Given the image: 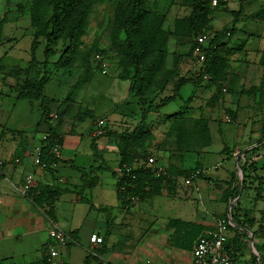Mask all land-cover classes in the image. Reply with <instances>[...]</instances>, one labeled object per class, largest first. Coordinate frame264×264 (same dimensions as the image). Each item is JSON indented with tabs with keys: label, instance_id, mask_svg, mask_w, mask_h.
<instances>
[{
	"label": "crops",
	"instance_id": "1",
	"mask_svg": "<svg viewBox=\"0 0 264 264\" xmlns=\"http://www.w3.org/2000/svg\"><path fill=\"white\" fill-rule=\"evenodd\" d=\"M220 3V6H225V13H229L231 18L213 11L211 19L213 30L230 26L232 11L240 4L242 6L238 21L235 23L234 34L224 39L227 50L222 54L228 63L225 69L226 77L218 83L204 79L197 87L191 85L192 89L185 98L172 100L177 101V108L166 112L160 109L154 113L161 117L179 113L192 119L199 117L208 119L210 144L200 149L203 164H199L203 174L192 178L190 183H185L184 180L190 178L192 174L190 171L198 164L197 152L195 150L169 152L158 147L163 134L152 131L154 136L152 146H137L135 148L137 156L133 165L145 166L146 158L152 156L153 166L160 167L161 173H164L168 164L175 165L180 172L172 185L163 183L159 193L141 199L135 198L128 208L121 207L116 183L121 152L124 149L129 151V145L121 137L98 136L94 131L97 120L103 119L106 115L107 121L104 122V126L113 131H124L125 129L120 128L124 125L123 122H133L128 129L136 124L140 117V106L136 97L129 93V80L120 78L127 81L128 89V94L122 102L116 103L118 106H111L105 114L99 115L95 114L92 106L88 107L83 104L84 101L81 102L85 90H82L83 94H79L71 103L64 100L66 93L59 98L46 95L44 88L57 73L51 64L47 65L45 70L48 71L49 80L43 87V93L52 99L50 121L61 139L57 150L59 162L52 165L51 173L35 162L36 152L45 133L36 129L41 114L38 101L18 97L15 89L16 82L44 69L42 44L40 43L34 51V62L31 63L30 42L33 27L29 23L27 11L15 22L3 24L1 29L3 40L0 47L5 44V48L0 50V110H5L1 109L5 97L2 95H9L3 94L1 90L3 87L8 88L10 94L13 93L14 100L8 114L11 128L6 127L5 115L0 113V264L43 262L45 248L51 242L48 231L53 224L67 232L70 240L59 247V256L52 264H85L87 259L88 264H131L135 261H149L151 264H193L191 250L195 239H191L190 234H187V227L176 229L179 225L173 222L198 225L201 227L200 235L204 230L212 229L220 217L230 214L236 191V186L231 180L232 175H235L237 157L230 156L234 153L231 151L227 156L229 165L224 169H218L217 166L216 171H208L204 160L212 154H224L226 147L232 149L243 146L244 141L241 137L244 130L238 129L235 119L231 126L222 129L221 121L229 120L227 115L224 116V112L229 111L230 117L235 118L236 115H241L238 113L240 108L245 110L255 108V103L252 105V98L247 95L252 87L261 86L264 89V69L261 65L259 69L257 64L260 54L264 52V29L261 28L260 31L255 25V21L264 20V8H260L264 6V0H222ZM222 19L225 20V24L221 23ZM244 19H251V24L242 22ZM10 25L12 39L5 40L4 35H8ZM23 39L26 42L23 46V55L10 60L11 52L20 49L18 46ZM5 58L8 61H5ZM109 62L103 58V64L108 69ZM13 66H18L19 71L10 72L9 68ZM115 74L113 73L117 77ZM187 84L190 83L185 85ZM214 94L217 100L210 108L203 103L201 97L207 98ZM127 98L129 103L121 105ZM21 101H25L26 110L36 109L34 118L26 120L24 115L12 113L17 109L16 104ZM207 110L211 111L212 116L206 114ZM244 123L241 124L242 127ZM155 124L160 127L165 125L166 121L159 118ZM211 126L214 132L217 131L215 128L220 127L224 137L226 135L228 138L216 134L215 137L212 136ZM92 140L99 156L94 154ZM214 142L217 145L212 147ZM238 142L241 144L237 145ZM53 151L55 153L54 148ZM71 164L84 171L93 168L90 176H97V183L79 192L82 183L81 171L73 168ZM99 166H108L109 169H97ZM27 177L32 181L29 190L38 184L52 185L59 188L58 196L51 204L37 205L32 200L29 190L27 192L22 190ZM82 196L87 198L92 206L84 201ZM242 208L248 211L247 207ZM98 217H103V220H98ZM132 226L138 229L134 236L130 232ZM256 227L257 223L252 226V230ZM243 231L247 234L246 239H243L244 247L233 251L232 243H229V248L235 255L231 261L233 264H246V260L251 258L256 264L257 260L254 257L258 253L253 243L259 245L262 240L252 238L251 229L243 228ZM91 234L101 236L102 243H90ZM228 234L231 239L234 232L229 231ZM171 236L175 237L178 245L171 241ZM250 247L252 254L248 253Z\"/></svg>",
	"mask_w": 264,
	"mask_h": 264
},
{
	"label": "trees",
	"instance_id": "2",
	"mask_svg": "<svg viewBox=\"0 0 264 264\" xmlns=\"http://www.w3.org/2000/svg\"><path fill=\"white\" fill-rule=\"evenodd\" d=\"M218 1V3L222 2V0ZM92 2L93 0H31L29 6L30 24L33 27L30 61L31 63L34 62V51L41 43L44 69L38 71L37 74L25 76L21 81L16 82L15 89L18 97H26L38 101L41 114L36 129L45 132L44 138L41 139L39 161L51 173L53 172L52 165L59 162V157L54 153L53 148L56 145L60 146L61 139L50 121L52 99L43 93V87L49 80V74L45 68L48 64H51L55 69L67 68L72 65L77 46L80 43L79 37L84 31L86 17ZM146 4L147 0H126L116 11L114 22V32L123 34L119 55V78L129 80V93L136 97L140 106V117L131 129L117 132L103 126L104 132L102 135L121 137L129 145V151L124 149L121 152L116 183L117 196L121 207L124 208L130 207L135 198L141 199L159 193L163 183L166 182L170 186L179 175L180 169L173 164H168L164 173L160 174H156L150 167L144 165L134 166L133 161L137 156L135 148L137 146H147L152 142L154 136L149 131V115L158 112L172 100L181 98L180 91L186 83L197 87L204 80V75L209 80L211 79L213 83H218L226 77L225 69L228 67V63L222 54V52L227 50L224 39L230 38L234 34L236 30L235 23L238 21L242 11L240 4L236 10L232 11L233 17L230 26H223L219 30L212 31L210 39L203 45L204 57L198 73L193 77L179 76L173 83L170 93L161 96L160 94L166 89V85L169 82L168 75L171 73V71L165 69L168 36L170 34L192 36L194 37V44L196 35L206 28H210L208 22L212 8L210 7V0H191L189 14L181 19H176L173 31H165L162 29L164 16L156 11L147 10ZM260 8L263 9L264 6ZM1 29L0 27V39ZM39 36L40 38H38ZM60 40L63 42L67 40L68 43L62 51L56 53L54 45ZM92 48L94 50L93 54L98 51L102 53V50L95 45ZM49 58H51V61L48 62ZM258 63L264 69V52L260 54ZM90 73L91 66L87 53L82 66V74L68 90L64 100L69 99L72 90L77 84L88 81ZM156 96L159 97L157 102L154 100ZM216 98L217 96L214 99ZM177 117L182 118V115L177 113ZM192 120V133L188 139L185 138V133L182 129L177 133L178 142L183 145L181 146L183 151L194 150L193 145L199 144L203 147L210 144L208 119L199 117ZM173 123L175 127H178L181 122L175 120ZM262 136L264 141V135ZM91 146L94 154L99 156L94 140H92ZM259 149L260 146H253L246 150V153ZM255 162L251 161L252 164H255ZM263 164L264 157L262 158V167ZM71 166L81 171L80 179L82 183L79 192L97 183L98 177L90 176V173L94 171L93 168H90L89 171H84L72 164ZM97 169L107 170L109 167L99 166ZM195 169H201L199 163L190 173ZM242 169L244 170V168ZM186 173L189 172L187 171ZM234 176L232 175V179L235 178ZM254 181H256L255 197L257 198L264 192V176L253 178L245 175L241 185L242 187H249V184ZM29 194L39 206L44 203L51 204L58 196L59 188L52 185L38 184L29 190ZM82 199L90 203L84 196H82ZM90 206H92L91 203ZM230 219L233 225L228 226V232L233 231L234 235L230 239L228 234L225 247L231 260L235 256L233 251H238L244 247L243 239H246L247 234L243 231V228H247L251 229L252 238L257 237L262 240L259 245L253 243V247L258 253L254 257L257 260L256 264H264V218L257 221L250 212L237 205L235 208L232 206ZM173 223L179 225L176 226V229L179 230L182 227H187V234H190L191 239H196L201 232V227L192 223L180 221H174ZM256 223V229L252 230V226ZM171 241L178 245L174 236H171ZM230 242L235 249L233 251L229 248ZM85 264H88V259Z\"/></svg>",
	"mask_w": 264,
	"mask_h": 264
},
{
	"label": "rangeland",
	"instance_id": "3",
	"mask_svg": "<svg viewBox=\"0 0 264 264\" xmlns=\"http://www.w3.org/2000/svg\"><path fill=\"white\" fill-rule=\"evenodd\" d=\"M125 1L126 0H93L89 13L86 17L84 31L79 37L80 43L77 46V52L74 55L73 63L70 67L55 69L57 71L56 75L53 77L52 81L44 88V93L46 95H51L53 97L59 98L61 95L67 93L71 86L76 82L78 77L82 74V66L85 62V54L88 53V59L91 66L90 77L87 83L85 82L86 85L85 83L77 84L76 87L72 90L69 99H67L66 101L71 103V101H74L79 94H83V92H81L82 90H85L86 92L84 91V96L81 99L82 101H80H84L83 104H86L88 107L92 106L95 114L97 113L99 115H103V113L105 114L108 108L114 105L118 106V104L116 105V103L122 102L123 98L128 94L127 81L117 78L119 77L120 71L119 55L123 34L114 32V22L116 11L125 3ZM190 2L191 0H147L146 9L162 14L164 16L162 29L165 31H173L176 19H181L189 14L191 9ZM218 2L219 1L217 0V3L213 4L210 0V7L212 8V12L210 13V20L208 22L210 28H206L202 32H206L208 34L212 33L213 29L211 28V19L214 12H220L222 13V15H224V17L227 16L231 18L229 13H225V6H220L221 3ZM30 3L31 0H0V27L2 28L5 22H15L24 14L25 11H27L29 14ZM28 19L30 23V16L28 17ZM258 21H255V25L256 28L261 31V28L264 29V20L260 19ZM242 22H245L249 25L251 24V19H244L242 20ZM221 23L225 24V20L222 19ZM7 34L8 35H4L5 40H8V38L12 39L11 25L10 30ZM32 38L33 37L31 35V40ZM38 38H40V36ZM193 39L194 37L192 36H177L173 34H170L168 36L166 43L167 54L165 57V69L167 71H171V73L168 75L169 82L166 85V89L160 94L161 96L164 94H168L171 91L173 83L179 76L193 77L198 73L201 63L198 61L197 56L192 53ZM2 40L3 37L0 39V42ZM67 43V40L64 42L61 40L58 41L57 44L54 45L55 52L58 53L59 51H62ZM25 44V39H23L18 46L20 49H14L11 52L12 58H10V60L21 57L23 55V46H25ZM94 45L98 49L102 50V57L110 61L109 70L111 71V73L108 72L107 74H102L99 69L100 65L96 64L92 60V54L94 52L92 47ZM3 48H5V44L1 45L0 50H2ZM4 60L8 61L7 58H5ZM49 61H51V58H49L48 62ZM257 64L259 65L258 68L260 69V64L258 62ZM9 70H11L10 72L19 71L18 66H13L9 68ZM113 73H116L115 75H117V77H115ZM191 89V84L185 85L181 89V98H185L190 93ZM1 90L3 94L8 93L9 95H2L5 97H3L4 101L1 109L4 108L5 110H0V113L2 112L3 115H5L4 118H6L7 120L6 127L11 128V123L9 121L10 117L8 119V114L10 112L9 108L11 107V103L14 100L13 93L10 94V91L6 87H3ZM247 96L249 98H252V105L254 106L253 103H255V108H252L250 110L240 108L238 110V113L241 115H236L235 118L230 117L231 114H229V111H225L224 116L227 115V117H229V120L228 122L221 121L222 129H225V126H231V122H233V119L237 121L238 129L244 130V134L241 137L244 141L242 143L243 146H237L232 149L226 147L223 151L224 154H212L209 157L207 156L204 160V164L208 168V171H216L217 166L218 169H224L230 163V161H228L227 159V156L231 154V151H234V153L230 156L237 157V167L234 168L235 178L232 179L231 182L235 184L236 191L234 192L235 199L233 198L234 200L232 201L230 208H232V206L235 208L237 205H239L240 207H247L250 214L257 221H259L260 219L264 218V192H262L261 196L256 198V181L250 183L249 187H242L241 183L245 175L253 178L257 176H264V164L262 167V158L264 157V143L262 142V135H264V89L261 86L256 88L252 87ZM215 97L216 94L207 98L201 97V99L203 103L211 108L212 106H214V101L217 100V98L214 99ZM158 99V96L154 98L156 102L158 101ZM128 100L129 99L127 98L123 103H121V105L129 103ZM250 102L251 101H249L248 104H250ZM16 105L17 109H14V111H12L13 114H22V116L24 115L25 119L34 118L36 113L35 108H31L29 111L26 110L25 101L18 102ZM176 105L177 101H172L163 106L161 108V111L166 112L170 109L177 108ZM7 108L8 110H6ZM210 112L211 111L207 110L206 114L210 115ZM106 117L107 115L103 117L104 122L107 121ZM159 118L164 119L166 121V124L157 127V124L155 123ZM148 120L150 133L152 131H159L163 134L161 141L158 143V147L167 149L169 152L182 150L181 146L183 145L181 144V142H178L177 138V133L180 129L184 131L186 139H188L192 133V118H183V116L182 118H178L177 113L166 114L162 117L160 115L152 113L150 114ZM175 120H179L181 122L178 127L174 126L175 124L173 122ZM243 122L245 123L242 127L241 124ZM123 123L124 125L120 126L122 130L128 129L129 126L133 124V122L131 121L128 123ZM213 129L214 128L211 126L212 136L215 137L216 134L219 137H224V134L222 133L220 127L215 128L217 130L215 132ZM8 134L10 135V131H8ZM224 138L228 137L225 135ZM152 143L153 140L147 146H152ZM236 144L239 145L241 143L238 142ZM216 145V142H214L212 144V147ZM252 146H260V149L251 153H246V150H248ZM193 149L198 154L197 163H200L202 165L203 156L200 152L201 146L199 144L193 145ZM251 161L256 162L255 164H252ZM242 168H244V170ZM201 174H203V172ZM170 212L173 211L170 210ZM167 213L170 214L168 211ZM101 219L103 220V217H98V220ZM133 224L135 225V223ZM130 232L134 236L138 233V229H136L135 226H132L130 227ZM251 248L252 247H250V250L248 252L249 254L253 253ZM246 264H254V262H252L251 258H248V260H246Z\"/></svg>",
	"mask_w": 264,
	"mask_h": 264
},
{
	"label": "built area",
	"instance_id": "4",
	"mask_svg": "<svg viewBox=\"0 0 264 264\" xmlns=\"http://www.w3.org/2000/svg\"><path fill=\"white\" fill-rule=\"evenodd\" d=\"M213 4L217 3V0H211ZM211 34L206 32L198 33L195 37L194 44L192 46V53L197 56L198 61L201 63L204 57L203 54V45L210 39ZM92 60L100 65V72L102 74H107L109 72L108 67L103 64V57L101 52H95L92 56ZM204 79H208L206 75L203 76ZM104 121L99 119L96 122V127L94 134L102 135L104 132ZM45 135H43L44 138ZM59 145L54 147L55 154L58 156ZM39 151L40 147L36 152L35 162L41 167H44L43 163L39 161ZM154 158L148 156L144 161L146 167H150L156 174H160L162 170L160 167H154ZM203 172V169H195L190 178L184 180L185 183H190L191 179L198 177ZM31 178L27 177L23 185V192H27L31 186ZM233 225L230 214L220 217L212 229L204 230L194 241L192 246V257L193 264H232L231 258L226 251V242L228 238V226ZM48 235L51 239V242L47 244L45 248V259L41 263L37 264H52L54 260L59 256V247L63 246L70 240V236L67 232L61 229L58 225L53 224L49 231ZM103 238L96 234H91L89 236V242L92 244L102 243ZM131 264H151L149 261H135Z\"/></svg>",
	"mask_w": 264,
	"mask_h": 264
}]
</instances>
